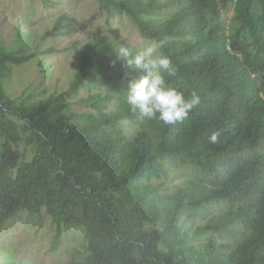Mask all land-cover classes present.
<instances>
[{
    "label": "trees",
    "instance_id": "trees-1",
    "mask_svg": "<svg viewBox=\"0 0 264 264\" xmlns=\"http://www.w3.org/2000/svg\"><path fill=\"white\" fill-rule=\"evenodd\" d=\"M98 2L108 20L126 14L144 39L165 40L176 68L165 78L201 104L175 125L131 112L126 90L142 73L125 78L114 48H141L107 34L81 45L70 72L91 110L62 92L14 96V67L50 66L39 49L0 43V228L45 209L52 251L66 224L85 228L80 264H264V0ZM170 174L184 185L171 190Z\"/></svg>",
    "mask_w": 264,
    "mask_h": 264
},
{
    "label": "rangeland",
    "instance_id": "rangeland-1",
    "mask_svg": "<svg viewBox=\"0 0 264 264\" xmlns=\"http://www.w3.org/2000/svg\"><path fill=\"white\" fill-rule=\"evenodd\" d=\"M233 12V8L227 9L224 17L230 21ZM60 16H66L68 26L56 30ZM66 28L71 31L63 33ZM51 31L55 33L50 34ZM94 34L119 35L141 49L152 42L141 36L128 15H115L108 20L98 0H0V43L15 49H39L50 66L49 75L42 73L35 60L14 67L12 94L22 97L29 91L40 98L62 92L76 110H91L90 91L84 87L76 93L69 84L71 69L80 59L79 49ZM113 109L111 104L107 111ZM123 123L125 131L131 133L130 120ZM170 175L167 185L171 190L184 185L182 178ZM54 228L45 209L39 214L19 212L0 228V264H80L86 256L85 228L76 223L66 224L62 243L52 251Z\"/></svg>",
    "mask_w": 264,
    "mask_h": 264
},
{
    "label": "clouds",
    "instance_id": "clouds-1",
    "mask_svg": "<svg viewBox=\"0 0 264 264\" xmlns=\"http://www.w3.org/2000/svg\"><path fill=\"white\" fill-rule=\"evenodd\" d=\"M165 46L166 41L162 39L153 40L140 50L120 44L114 48L116 60L112 63L120 61L127 66L125 78L131 77L133 72L142 73L139 78L130 79L126 90V103L131 112L142 119L175 125L183 123L201 104V96L196 90L186 95L165 78L164 73L176 74L171 57L162 51ZM219 137V132H213L209 143L217 144Z\"/></svg>",
    "mask_w": 264,
    "mask_h": 264
}]
</instances>
